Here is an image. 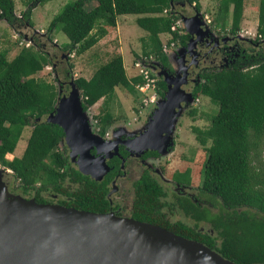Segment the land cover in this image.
Segmentation results:
<instances>
[{
    "label": "trees",
    "instance_id": "1",
    "mask_svg": "<svg viewBox=\"0 0 264 264\" xmlns=\"http://www.w3.org/2000/svg\"><path fill=\"white\" fill-rule=\"evenodd\" d=\"M23 1L28 9L18 15L15 0H0V19L14 28L33 26V7L49 0ZM200 1L73 0L65 3L53 17L48 36L53 39L55 32L63 31L70 40L63 48L69 53L82 54L107 35L108 26L99 21L115 27L119 15L137 14L140 15L137 22L147 31L149 40L144 55L137 59L153 56L155 62L159 61L172 72L168 56L171 52L164 51L162 35H172L176 47L186 45L190 34L185 26L182 33L173 31L172 34L171 27L176 20L186 16L180 8L190 4L201 10ZM244 11L245 0H219L212 22L219 28L236 31L240 29ZM32 41L35 45L24 46L12 59H9L7 49L0 50V164L13 171L23 195L34 191L33 197L38 202H45L44 191L51 190L73 198L71 202H63L64 205L85 208L78 202H88L96 197L103 200V194L94 185L74 191L72 186L66 185L80 179V172L71 165L61 146L66 136L62 126L43 120L56 110L58 87L53 81L37 76L47 65L58 71V63L41 42L35 38ZM255 41L264 42V0L259 2ZM260 47L257 54H248L239 65L203 69L199 81L191 89L195 98L204 95L218 105L217 111L211 114L209 126L193 127L207 152L201 169V190L208 193L211 200L221 203L220 213L209 209L208 216L221 237V253L241 264H260V261L264 264V177L252 161L253 148L264 136V48ZM155 76L158 96H166L168 83L163 77ZM74 82L81 90L85 110L105 99L104 112L97 117L105 130L116 120L111 111L116 88L125 87L138 95L137 85L144 82V77L137 68L134 76H128L124 58L117 54L101 64L92 77L80 76ZM136 109L141 114V109ZM188 113L194 117L198 108L190 107ZM27 126L32 128L23 154L8 158L9 153L15 152ZM185 172L187 177L191 176L190 169ZM38 183L40 186H36ZM136 188L141 206L160 202L161 185L142 177ZM172 225L165 226L179 235L202 240L195 229L187 228L183 222Z\"/></svg>",
    "mask_w": 264,
    "mask_h": 264
},
{
    "label": "water",
    "instance_id": "2",
    "mask_svg": "<svg viewBox=\"0 0 264 264\" xmlns=\"http://www.w3.org/2000/svg\"><path fill=\"white\" fill-rule=\"evenodd\" d=\"M183 20L187 32L197 36L193 44L207 34L202 28L206 22L202 12ZM189 67L185 62L178 75L167 68L157 73L169 89L163 100L156 101L148 129L126 142L131 150L168 151L179 115L196 100L184 88L190 80ZM70 84V94L59 99L47 121L62 126L73 156H91V147L104 141L92 131L74 79ZM9 171L0 164V264H240L158 224L14 194L5 183Z\"/></svg>",
    "mask_w": 264,
    "mask_h": 264
},
{
    "label": "flooded vegetation",
    "instance_id": "3",
    "mask_svg": "<svg viewBox=\"0 0 264 264\" xmlns=\"http://www.w3.org/2000/svg\"><path fill=\"white\" fill-rule=\"evenodd\" d=\"M197 11L201 10L194 7V11L190 16L196 14ZM204 16L203 14V19H205ZM205 21V24L202 25L204 31L208 30L205 36L203 35L201 39L197 40L196 44H193V39H196L197 36L195 34H190L186 45L179 46L186 47L182 59L184 60L183 66L185 62L190 65V80L189 83L184 86L185 89L189 85L192 89V87L197 84L201 69L209 68L214 70L239 65L242 63L241 60L248 54L251 56L257 54L259 45H261L260 48H264V42L259 43L255 41L256 37L251 38L243 35L240 29L233 31L229 28L228 32H226L224 29L215 26L212 19H210V21L205 19ZM185 57L187 58L185 59ZM152 68L156 73L159 70V68L154 65H152ZM196 70L198 71L196 72ZM70 73L71 72L67 70L65 74L67 77H70ZM194 74L196 77H194ZM56 78H58L57 80L59 83L64 84L63 87L65 90L68 88L71 89V77L63 80L57 72ZM164 98L165 96L158 97L159 100ZM151 108L155 109L156 105H153ZM154 113L155 112H145L137 114V116L134 117V121L127 120L125 117L117 118L118 120L116 119L114 122L110 123L105 130H102L99 124V119L97 118L99 114L93 115L95 120H91L92 131L100 135L104 142L99 146L95 144L91 147V156H84L81 153L73 156L72 148L66 136H64L61 141V146L66 150L71 165L80 172V179L67 183L72 185V191L94 185L95 188L103 194V200H98L96 197L88 202H78V204L85 208L88 206V211L114 213L119 217L146 221L163 227H166L165 225L173 226L172 224L174 222L181 221L187 228L191 230L195 229L196 234L201 236L202 240L197 239V241L204 243L222 254L221 237L215 230L216 224L214 226V222L210 221L208 218V216L210 217L209 209L220 213L221 206L219 204L215 205L208 193L201 190V186H199L201 190L199 192L198 185L195 186L193 184V178H191L190 175L187 177L186 172L181 171V168H176L173 172L172 177L174 184L172 190L165 187L157 178L155 170L153 171L150 169L151 162L158 163L160 166L164 165L163 169L166 170L167 163H165V161L162 162L161 152L150 149L144 153H139L135 150H131L126 143L148 129L154 117ZM137 123L138 125L141 124L145 129L133 131L135 132L133 136L127 135L124 131L126 127L134 126ZM192 132L195 133L193 129ZM106 165L109 167L108 170ZM88 170H90L89 173L85 172ZM142 177H147L150 183L155 182L162 187L161 200L160 202L154 201L152 203L153 206L147 205L143 207L140 205V202L138 203L136 186ZM10 190L11 192L13 191V193L15 191L12 185L10 186ZM15 193L19 192L15 191ZM44 194L46 195L47 191H44ZM45 195L44 200L49 203L63 204V202L68 203L73 199L72 197H63V194L56 192H50L48 196ZM24 196L29 198L27 195ZM74 203L77 204V202ZM197 207L199 209H197ZM85 208L79 209L85 210ZM172 214L177 215L175 220L170 219ZM191 232L193 233V231ZM210 244L213 246H210ZM258 263L263 264L262 261ZM253 264L257 263L255 262Z\"/></svg>",
    "mask_w": 264,
    "mask_h": 264
},
{
    "label": "rangeland",
    "instance_id": "4",
    "mask_svg": "<svg viewBox=\"0 0 264 264\" xmlns=\"http://www.w3.org/2000/svg\"><path fill=\"white\" fill-rule=\"evenodd\" d=\"M15 1L16 13L22 15L23 12L28 9V5L25 4L23 0ZM71 1L73 0H49L45 3L35 5L31 12L32 20L34 22L33 26L27 23L29 25H18L14 28L4 19H0V50L7 49L9 52V59L14 58L24 46L33 45V38L37 39L39 43L41 42L46 50L52 54L54 60L58 63L59 72L56 71L52 65H47L43 70L39 71L37 76L44 77L55 83L58 87L59 99L62 98L63 95L68 96L71 92L72 86L71 89L67 87L68 89L65 90L63 87L64 84L59 83L56 79L57 72L63 80L68 78L65 74L67 70L71 72V80L80 76L90 78L101 64L110 60L114 55L121 54L124 58L127 74L132 77L136 73L134 62L139 56L144 55L146 44L149 42L147 31L137 22V18L140 15L122 14L118 16L117 26L115 27L109 26L105 21H99V23L108 26V33L91 49L82 54H76L75 52L69 53L68 50L63 48V44L70 42L68 36L60 30L53 34V39H50L48 36V27L51 20L61 10L62 6ZM259 2L260 0H245V11L240 26V32L251 38H254L257 35ZM218 3L219 0H201L200 12L208 15L210 19H213ZM180 9L184 14L190 16L194 11V5L187 4ZM224 30L228 32V29ZM162 39H167V36L162 35ZM175 47L168 56L170 57V67L173 68L172 72H170L174 73V75H178L183 72L182 67L184 60L182 59L185 49L179 46V48ZM181 49L184 50L179 53ZM186 58L187 57H185V59ZM157 63L158 65H156V67L159 68L158 72L161 69H166V67L159 61ZM202 70L203 69H201L200 72ZM197 71L198 70H196V72ZM194 77H196L195 74ZM187 88L191 90L190 85ZM139 93L140 94L137 95L135 92H132L125 87L116 88L114 100L111 102V111L114 113L116 119L125 117L127 120L134 121V117L138 114L136 108L141 109V113L155 112L156 108L153 109L151 107L153 105L157 106V103L148 105L144 104V102L142 103L141 100L143 101L146 94L140 91ZM104 102L105 99L102 98L88 109L87 115L89 116L90 122L91 120H95L93 115L103 114L104 111L102 110V106ZM190 107L198 108L196 116L193 117L186 112ZM217 109L218 105L213 103L209 97L201 95L199 96L198 101L187 107L183 113L179 115L175 128L171 134V144L168 151L161 152L162 162L165 161V163H167L166 170L163 169L164 165L160 166L158 163H151L149 161L151 164L150 169L153 171L155 170L157 178L165 187L172 190L174 184L172 177L173 172L176 168H181V171H187L190 169L193 184L195 186L198 185V190L199 192L201 191L199 187L202 183L201 169L203 161L207 156V152L205 147L197 140L196 134L192 132V129L194 126H209L211 114L215 113ZM49 115L43 120L47 121ZM31 128L32 126L25 127L15 152L9 153L7 155L8 158L12 159L15 155L21 156L23 154L30 136ZM143 129H145V127H142L141 124L138 125L137 123L134 126H127L124 131L127 135L133 136L135 134L133 131H141ZM252 161L253 165L259 168L261 176L264 177V136L257 141V144L253 148ZM5 181L10 192V186L12 185L14 190L19 192L15 193L14 191V194H22L19 190L20 182L14 178L13 171L8 172L5 176ZM66 184L67 186H72L70 183ZM36 186H40V184L38 183ZM50 192L53 191L48 190L47 194L44 195L48 196ZM33 193L34 191L27 196L29 198H34ZM212 201L215 205L221 204L220 201ZM253 210L256 211V209ZM176 218V214H172L170 217L171 220H175Z\"/></svg>",
    "mask_w": 264,
    "mask_h": 264
},
{
    "label": "built area",
    "instance_id": "5",
    "mask_svg": "<svg viewBox=\"0 0 264 264\" xmlns=\"http://www.w3.org/2000/svg\"><path fill=\"white\" fill-rule=\"evenodd\" d=\"M183 17H181L180 19L176 20L173 23V25L171 27V31H170L171 34L173 31H179L180 33L183 32V27L185 26ZM204 18L207 21H210V18L208 17V15H205ZM163 35L167 36V39H163L164 51L165 52H172L174 50L173 48L177 45L176 41L171 40L172 35H169L168 33H165ZM154 60H155L154 57L150 56V57H145L144 60L137 59L134 62V65L137 68L138 73L143 75V77H144V82L138 84L137 88L142 93L146 94V96L144 97V99L142 101V103L144 102V104H146V105L156 103V101L159 97L158 93H157V77L155 76L156 72L152 68V65L155 66V64H156V62ZM149 93H151V94H149ZM198 100L199 99L196 98L195 102Z\"/></svg>",
    "mask_w": 264,
    "mask_h": 264
},
{
    "label": "clouds",
    "instance_id": "6",
    "mask_svg": "<svg viewBox=\"0 0 264 264\" xmlns=\"http://www.w3.org/2000/svg\"><path fill=\"white\" fill-rule=\"evenodd\" d=\"M157 75V74H156Z\"/></svg>",
    "mask_w": 264,
    "mask_h": 264
}]
</instances>
